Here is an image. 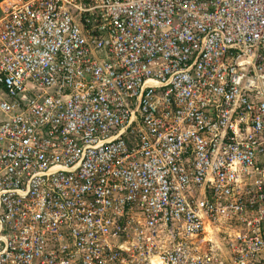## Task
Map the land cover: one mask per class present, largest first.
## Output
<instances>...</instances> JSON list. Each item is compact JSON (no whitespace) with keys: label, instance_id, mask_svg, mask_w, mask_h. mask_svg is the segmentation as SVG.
<instances>
[{"label":"built area","instance_id":"2783aa9c","mask_svg":"<svg viewBox=\"0 0 264 264\" xmlns=\"http://www.w3.org/2000/svg\"><path fill=\"white\" fill-rule=\"evenodd\" d=\"M0 264H264V0H2Z\"/></svg>","mask_w":264,"mask_h":264},{"label":"trees","instance_id":"16d2710c","mask_svg":"<svg viewBox=\"0 0 264 264\" xmlns=\"http://www.w3.org/2000/svg\"><path fill=\"white\" fill-rule=\"evenodd\" d=\"M2 0H0V2H1Z\"/></svg>","mask_w":264,"mask_h":264}]
</instances>
